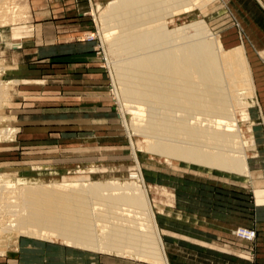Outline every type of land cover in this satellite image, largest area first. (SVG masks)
<instances>
[{
    "label": "rangeland",
    "instance_id": "1",
    "mask_svg": "<svg viewBox=\"0 0 264 264\" xmlns=\"http://www.w3.org/2000/svg\"><path fill=\"white\" fill-rule=\"evenodd\" d=\"M0 1L1 5L4 0ZM42 1L9 0L11 13L5 9L0 14L9 18L20 13L14 26L0 18V31L9 42L0 39V81H12L10 106L4 114L13 119L11 131H16L0 152V170L9 172L11 180L125 182L137 171L133 142L169 264H247L236 261L232 253L254 261L256 250L264 249V229L249 245L251 249L240 252L237 244L241 241L221 242L215 237L223 231L236 237L235 229L251 225V214L264 222V151L258 148L263 142L260 137L264 138V119L255 92L252 107L234 108L242 141H254V146H245L250 178L192 163L187 166L179 159L150 152L144 148L148 139L127 127L125 102L116 95L119 86L107 43L101 39L99 19L109 0H73L77 6L68 12L73 16L67 20H74L58 24L65 34L54 40L32 36V26L38 24L34 12L45 7ZM212 1L205 14L194 8L167 19V26L172 29L203 20L224 50L241 47L245 52L242 46L228 49L222 43L221 37L244 40L237 28L233 31L232 1ZM48 2L54 9L60 7L53 0ZM43 34L51 30L44 29ZM43 46L49 48L34 53ZM32 166L49 168L31 170ZM16 238L17 245L0 254V264H148L69 247L59 238Z\"/></svg>",
    "mask_w": 264,
    "mask_h": 264
},
{
    "label": "bare ground",
    "instance_id": "2",
    "mask_svg": "<svg viewBox=\"0 0 264 264\" xmlns=\"http://www.w3.org/2000/svg\"><path fill=\"white\" fill-rule=\"evenodd\" d=\"M4 1L0 14L10 9L9 0ZM214 3L109 0L100 13L101 39L114 67L116 95L125 102V123L131 133L148 139L146 150L187 166L250 178L245 146H254V141H242L234 115L235 107L255 103L246 52L241 47L224 50L203 20L167 26L169 18L194 8L205 14ZM17 14L0 18L14 26ZM1 38L8 42L0 31ZM11 83L0 81V152L16 132L11 131L13 119L4 114ZM134 145L137 171L125 182L11 180L9 172L0 170V254L17 245L16 237L27 236L59 238L85 251L169 264Z\"/></svg>",
    "mask_w": 264,
    "mask_h": 264
},
{
    "label": "crops",
    "instance_id": "3",
    "mask_svg": "<svg viewBox=\"0 0 264 264\" xmlns=\"http://www.w3.org/2000/svg\"><path fill=\"white\" fill-rule=\"evenodd\" d=\"M42 1V0H41ZM48 1L52 0H45V3H42V6L44 5V8L37 9L35 13L34 20L38 22V24H34L32 26L33 28V38H41V39H47V40H54L57 37L59 38L64 33V30H59L60 27L58 24H63L66 21H72L67 20L70 16L69 11L72 10L75 6H77V2L74 3L73 0H53L54 6H60L58 8L51 7L53 5H50ZM232 1V14L235 21L236 27L233 31L238 30L239 35L241 36V42L238 41H230L225 40L224 37L222 38L223 45L230 49L235 46H242L248 56L249 59V66L252 70V84L254 87L255 92V98L259 102V107L261 114L263 115L264 119V58L261 54H264V0H231ZM70 6V7H66ZM76 8V7H75ZM79 13H77L76 16H78ZM44 29L51 30V34L44 35ZM233 33V32H232ZM231 33V34H232ZM63 36V35H62ZM44 41V40H43ZM37 42V41H34ZM50 42V41H49ZM238 43V44H237ZM52 47V46H51ZM45 48H49L48 46L39 47L34 52L37 54L38 50H43ZM34 71V70H33ZM31 71V72H33ZM32 76V75H29ZM41 81V80H40ZM39 81V82H40ZM259 133V132H258ZM263 141L261 144H259L258 148H260V151L263 154L264 151V138L263 136L260 137ZM260 141V140H259ZM252 213V212H251ZM253 215L251 214L250 220L248 221L249 224L247 225V228L254 229L256 232L255 240L252 242L243 241L240 239H237L236 237H233L231 234L229 235H223L221 232L218 237H215L217 240H220L221 242H225L224 239H233L241 241L242 243L237 244L239 247V252L241 248L245 249H251L249 248V245H252L257 239L258 236L261 235L259 233L260 230L264 229V222L257 221V215H255L254 218H252ZM235 226H232L234 228ZM260 227V228H259ZM193 228V227H192ZM223 228V227H222ZM191 232V231H190ZM263 234V233H262ZM222 237V238H221ZM225 237V238H224ZM244 243V244H243ZM193 244V243H192ZM219 244V243H217ZM223 246H226V244H220ZM228 249L231 248L226 246ZM232 256H234L238 262H244L247 264H251L252 262L254 264H264V249L260 248L256 250L255 259L254 261L252 259H249V257L241 255L239 253H232Z\"/></svg>",
    "mask_w": 264,
    "mask_h": 264
},
{
    "label": "built area",
    "instance_id": "4",
    "mask_svg": "<svg viewBox=\"0 0 264 264\" xmlns=\"http://www.w3.org/2000/svg\"><path fill=\"white\" fill-rule=\"evenodd\" d=\"M233 234L234 236L245 241H253L256 236L255 231L250 228H237L233 231Z\"/></svg>",
    "mask_w": 264,
    "mask_h": 264
}]
</instances>
